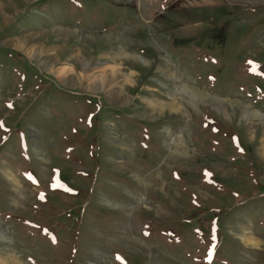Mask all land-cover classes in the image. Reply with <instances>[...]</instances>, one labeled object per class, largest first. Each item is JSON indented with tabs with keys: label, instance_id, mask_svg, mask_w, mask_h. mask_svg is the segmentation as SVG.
<instances>
[{
	"label": "rangeland",
	"instance_id": "1",
	"mask_svg": "<svg viewBox=\"0 0 264 264\" xmlns=\"http://www.w3.org/2000/svg\"><path fill=\"white\" fill-rule=\"evenodd\" d=\"M263 124L264 0H0V264H264Z\"/></svg>",
	"mask_w": 264,
	"mask_h": 264
},
{
	"label": "bare ground",
	"instance_id": "2",
	"mask_svg": "<svg viewBox=\"0 0 264 264\" xmlns=\"http://www.w3.org/2000/svg\"><path fill=\"white\" fill-rule=\"evenodd\" d=\"M17 42H16V44H15V47H19V46H21V47H23L24 46V44H23V42H21V40H16ZM30 52V51H29ZM29 52L27 53V54H29ZM30 55V54H29ZM32 56V55H31ZM88 64V63H87ZM85 67V66H84ZM112 71H111V73H110V75L108 74V75H104V76H100V77H98L97 79H95L96 80V82H94V81H92V83L93 84H97V82L98 83H101V82H108L109 83V87H111V86H113V82H114V75H115V72L113 71V68L111 69ZM85 71V70H84ZM85 74H83L82 76H84ZM98 86H100V85H89V87H91L92 89H95V87H98ZM112 88V87H111ZM110 89V88H109ZM187 90H188V92H189V94H190V101L191 100H194V101H197V100H203L204 101V99L206 100V99H208V97H209V95H206V94H203V93H201V91L199 92V91H197V90H195L194 88H190V87H188L187 88ZM175 102V101H174ZM148 104L153 108V109H157V108H160L161 110H162V108H163V106H165L162 102H158L157 100H150V101H148ZM171 106H172V108H175V110L177 109V106H176V104H171ZM242 116L245 118V120H247L248 121V125H249V127H252V124H251V122H250V119L251 118H254V117H256L257 116V113H255V112H253V111H250L249 109H248V107L247 106H245V108L242 110ZM264 125V124H263ZM262 144H263V140H262ZM262 146V151H263V153H264V146L263 145H261ZM0 238L2 239V238H4L3 236H2V234L0 233ZM246 242H251L252 240H251V238L250 239H248L247 238V240H245ZM254 242V241H253ZM4 260V264H20L17 260H15V259H11V258H6V259H3Z\"/></svg>",
	"mask_w": 264,
	"mask_h": 264
},
{
	"label": "snow or ice",
	"instance_id": "3",
	"mask_svg": "<svg viewBox=\"0 0 264 264\" xmlns=\"http://www.w3.org/2000/svg\"><path fill=\"white\" fill-rule=\"evenodd\" d=\"M9 107H11V105H9ZM57 185H53V187H56ZM66 191H71V189H65ZM40 199H44V196H43V194H41L40 195ZM45 231H47V230H45ZM117 259L119 260V259H121V257H119V256H117ZM211 259V251H210V253H209V260Z\"/></svg>",
	"mask_w": 264,
	"mask_h": 264
}]
</instances>
